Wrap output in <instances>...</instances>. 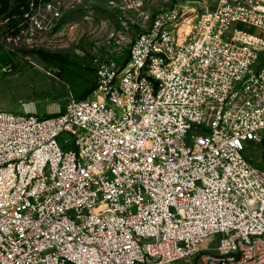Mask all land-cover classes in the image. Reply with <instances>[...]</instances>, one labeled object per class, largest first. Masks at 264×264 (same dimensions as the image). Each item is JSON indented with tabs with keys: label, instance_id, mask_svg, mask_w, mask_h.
Listing matches in <instances>:
<instances>
[{
	"label": "built area",
	"instance_id": "obj_1",
	"mask_svg": "<svg viewBox=\"0 0 264 264\" xmlns=\"http://www.w3.org/2000/svg\"><path fill=\"white\" fill-rule=\"evenodd\" d=\"M146 19L91 96L0 110V264H264V0Z\"/></svg>",
	"mask_w": 264,
	"mask_h": 264
},
{
	"label": "rangeland",
	"instance_id": "obj_2",
	"mask_svg": "<svg viewBox=\"0 0 264 264\" xmlns=\"http://www.w3.org/2000/svg\"><path fill=\"white\" fill-rule=\"evenodd\" d=\"M6 1L0 0V110L47 116L62 111L71 94L91 96L94 57L125 62L146 14L178 0ZM246 155L264 173V139L250 143Z\"/></svg>",
	"mask_w": 264,
	"mask_h": 264
},
{
	"label": "trees",
	"instance_id": "obj_3",
	"mask_svg": "<svg viewBox=\"0 0 264 264\" xmlns=\"http://www.w3.org/2000/svg\"><path fill=\"white\" fill-rule=\"evenodd\" d=\"M3 2H4V4H6V0H3ZM44 57H47V56H50V57H56V55H48V54H46V53H41Z\"/></svg>",
	"mask_w": 264,
	"mask_h": 264
},
{
	"label": "crops",
	"instance_id": "obj_4",
	"mask_svg": "<svg viewBox=\"0 0 264 264\" xmlns=\"http://www.w3.org/2000/svg\"><path fill=\"white\" fill-rule=\"evenodd\" d=\"M161 8H162V7H161ZM157 9H160V8H157ZM157 9H156V10H157ZM156 10H155V11H156Z\"/></svg>",
	"mask_w": 264,
	"mask_h": 264
}]
</instances>
